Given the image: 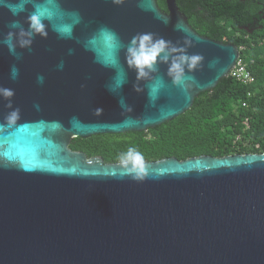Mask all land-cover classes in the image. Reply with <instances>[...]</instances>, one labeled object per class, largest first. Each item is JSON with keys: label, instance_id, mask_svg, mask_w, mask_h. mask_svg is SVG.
I'll use <instances>...</instances> for the list:
<instances>
[{"label": "water", "instance_id": "1", "mask_svg": "<svg viewBox=\"0 0 264 264\" xmlns=\"http://www.w3.org/2000/svg\"><path fill=\"white\" fill-rule=\"evenodd\" d=\"M56 3L79 17L71 36L46 20L47 35L29 47L9 25L16 20L27 30L33 4L16 16L0 5V88L14 92L12 109L0 96V126L19 109L14 126L0 127V264H264V154L168 158L144 163V178L133 180L120 164L70 149L77 138L174 121L229 77L240 49L200 37L174 0L171 16L157 0ZM102 29L121 44L125 82L115 92L117 71L90 43ZM9 32L15 54L4 43ZM145 33L176 51L139 77L126 50ZM178 55L201 58L195 68L185 64L183 85L169 75Z\"/></svg>", "mask_w": 264, "mask_h": 264}, {"label": "trees", "instance_id": "2", "mask_svg": "<svg viewBox=\"0 0 264 264\" xmlns=\"http://www.w3.org/2000/svg\"><path fill=\"white\" fill-rule=\"evenodd\" d=\"M259 3L264 0H252L251 8ZM252 37L243 36L236 44L254 78L250 85L228 77L172 122L143 133L77 138L70 149L101 157L106 164H120L129 147L143 154L144 163L264 154V34Z\"/></svg>", "mask_w": 264, "mask_h": 264}, {"label": "clouds", "instance_id": "3", "mask_svg": "<svg viewBox=\"0 0 264 264\" xmlns=\"http://www.w3.org/2000/svg\"><path fill=\"white\" fill-rule=\"evenodd\" d=\"M33 4L34 11L27 17V30L23 29L19 22L14 20L9 25L10 28L19 29V45L21 47H29L32 39L35 36H46L47 20L52 24L53 29L61 36L68 38L71 36L72 26L79 22V17L75 13L66 14L59 9L56 0H44L43 3H34V0H19L18 3H6V0H0V5L7 7L13 14L18 15L25 10V6ZM179 27V25H178ZM14 33L9 32L4 43L8 46L10 52L15 54V45L13 44ZM90 43L93 46H98V50L102 49L101 62L105 66H110L117 71V77L114 84L109 87V90L115 92L119 89L124 81V74L119 67L116 53L121 47L120 42L114 33L102 29L98 36ZM176 51L175 48H169L167 42L163 40H155L150 33L141 34L133 37L129 42L126 50L127 63L134 68L139 77H145L150 71H156V65L159 62H164L169 59L168 51ZM199 56L187 57L185 55L175 56L169 65V75L172 77L173 83L183 85L185 79V64L189 68H195ZM62 67V65H61ZM18 69H11L12 79H16ZM39 82H43V77H38ZM157 81V86L159 85ZM155 90V89H154ZM140 91V89H137ZM14 95L13 90L8 88H0V96L8 98V108L12 109L10 98ZM123 104V101H121ZM19 119V109L12 110L5 117V125L7 127L14 126ZM0 126V127H3ZM122 175L129 176L133 180H142L145 174L144 157L135 147H129L126 152H123L119 157Z\"/></svg>", "mask_w": 264, "mask_h": 264}, {"label": "flooded vegetation", "instance_id": "4", "mask_svg": "<svg viewBox=\"0 0 264 264\" xmlns=\"http://www.w3.org/2000/svg\"><path fill=\"white\" fill-rule=\"evenodd\" d=\"M251 1L174 0L175 8L196 34L234 46L243 36L251 39L252 35L258 37L264 34V4L251 8ZM157 4L163 14L172 15L169 0H157Z\"/></svg>", "mask_w": 264, "mask_h": 264}, {"label": "built area", "instance_id": "5", "mask_svg": "<svg viewBox=\"0 0 264 264\" xmlns=\"http://www.w3.org/2000/svg\"><path fill=\"white\" fill-rule=\"evenodd\" d=\"M229 77H232L244 85H250L254 81L252 74L248 70L247 65L243 62L241 57L234 69L231 71Z\"/></svg>", "mask_w": 264, "mask_h": 264}]
</instances>
